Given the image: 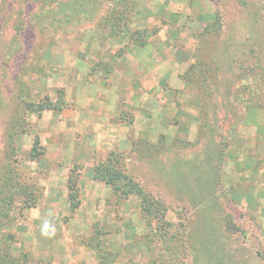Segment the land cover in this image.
<instances>
[{"label":"rangeland","instance_id":"obj_1","mask_svg":"<svg viewBox=\"0 0 264 264\" xmlns=\"http://www.w3.org/2000/svg\"><path fill=\"white\" fill-rule=\"evenodd\" d=\"M0 264H264V0H0Z\"/></svg>","mask_w":264,"mask_h":264},{"label":"trees","instance_id":"obj_2","mask_svg":"<svg viewBox=\"0 0 264 264\" xmlns=\"http://www.w3.org/2000/svg\"><path fill=\"white\" fill-rule=\"evenodd\" d=\"M7 1V0H6ZM15 1V0H14ZM16 7V5L14 6ZM104 166H99L94 169V179L96 181L104 182L105 184H109L114 191L120 190L121 185L117 184V180L119 178H122L121 175L114 169L110 167H104ZM71 180V179H70ZM73 189V187H71ZM146 203V202H144ZM148 207H151V204H148Z\"/></svg>","mask_w":264,"mask_h":264},{"label":"clouds","instance_id":"obj_3","mask_svg":"<svg viewBox=\"0 0 264 264\" xmlns=\"http://www.w3.org/2000/svg\"><path fill=\"white\" fill-rule=\"evenodd\" d=\"M41 231L43 235L48 236V235L53 234L55 229L49 220H45L43 222Z\"/></svg>","mask_w":264,"mask_h":264}]
</instances>
